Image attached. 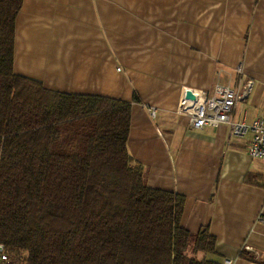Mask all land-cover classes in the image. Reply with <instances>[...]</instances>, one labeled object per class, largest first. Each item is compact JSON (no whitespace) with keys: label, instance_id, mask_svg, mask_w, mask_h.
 <instances>
[{"label":"crops","instance_id":"0c3cea01","mask_svg":"<svg viewBox=\"0 0 264 264\" xmlns=\"http://www.w3.org/2000/svg\"><path fill=\"white\" fill-rule=\"evenodd\" d=\"M14 69L53 91L130 102L127 148L147 185L182 195L181 225L216 239L215 253L197 257L264 264V162L248 153L252 135L195 129L177 112L189 89L243 92L252 81L232 118L264 117V0H22Z\"/></svg>","mask_w":264,"mask_h":264},{"label":"trees","instance_id":"16d2710c","mask_svg":"<svg viewBox=\"0 0 264 264\" xmlns=\"http://www.w3.org/2000/svg\"><path fill=\"white\" fill-rule=\"evenodd\" d=\"M21 7L0 0V243L13 260L219 264L197 257L215 253L216 239L181 225L185 198L149 187L134 164L130 102L53 91L15 72Z\"/></svg>","mask_w":264,"mask_h":264},{"label":"built area","instance_id":"2783aa9c","mask_svg":"<svg viewBox=\"0 0 264 264\" xmlns=\"http://www.w3.org/2000/svg\"><path fill=\"white\" fill-rule=\"evenodd\" d=\"M252 85V81H249L243 92L230 85H217L212 95L193 91L195 99H188L185 93L177 112L188 116L190 127L195 129L225 124L229 127L232 137L244 138L251 134L248 153L253 159L264 162V117L250 122L235 121L232 118L237 102L250 94ZM151 115L155 117L156 111H151ZM0 264H17L4 243H0Z\"/></svg>","mask_w":264,"mask_h":264},{"label":"water","instance_id":"95a60500","mask_svg":"<svg viewBox=\"0 0 264 264\" xmlns=\"http://www.w3.org/2000/svg\"><path fill=\"white\" fill-rule=\"evenodd\" d=\"M186 97L188 99H195V95H194L193 91L190 89L186 91Z\"/></svg>","mask_w":264,"mask_h":264},{"label":"rangeland","instance_id":"374dc122","mask_svg":"<svg viewBox=\"0 0 264 264\" xmlns=\"http://www.w3.org/2000/svg\"><path fill=\"white\" fill-rule=\"evenodd\" d=\"M192 249H193L192 247L189 249V254H190V255H193V250H192ZM23 255H24V254L22 253L21 257H23ZM24 257H25V256H24ZM199 257H201V256H199ZM199 259H200V258H199Z\"/></svg>","mask_w":264,"mask_h":264}]
</instances>
